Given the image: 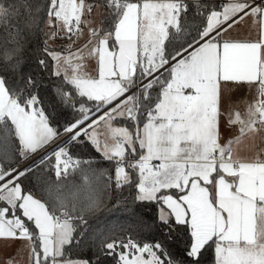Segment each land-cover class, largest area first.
Instances as JSON below:
<instances>
[{
	"label": "snow or ice",
	"instance_id": "1",
	"mask_svg": "<svg viewBox=\"0 0 264 264\" xmlns=\"http://www.w3.org/2000/svg\"><path fill=\"white\" fill-rule=\"evenodd\" d=\"M0 242L264 264V0H0Z\"/></svg>",
	"mask_w": 264,
	"mask_h": 264
},
{
	"label": "crops",
	"instance_id": "2",
	"mask_svg": "<svg viewBox=\"0 0 264 264\" xmlns=\"http://www.w3.org/2000/svg\"><path fill=\"white\" fill-rule=\"evenodd\" d=\"M239 35L242 36V37H245V38L248 37V33L247 32H243V31L240 32ZM254 36H255V33H252V37L253 38H254ZM0 244H2V242H0Z\"/></svg>",
	"mask_w": 264,
	"mask_h": 264
},
{
	"label": "rangeland",
	"instance_id": "3",
	"mask_svg": "<svg viewBox=\"0 0 264 264\" xmlns=\"http://www.w3.org/2000/svg\"><path fill=\"white\" fill-rule=\"evenodd\" d=\"M225 135H228V132L227 131H225Z\"/></svg>",
	"mask_w": 264,
	"mask_h": 264
}]
</instances>
